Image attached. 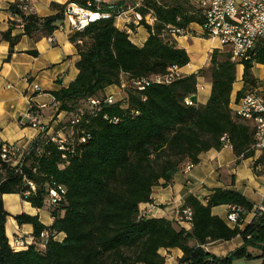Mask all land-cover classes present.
<instances>
[{
  "label": "trees",
  "instance_id": "trees-1",
  "mask_svg": "<svg viewBox=\"0 0 264 264\" xmlns=\"http://www.w3.org/2000/svg\"><path fill=\"white\" fill-rule=\"evenodd\" d=\"M123 1L114 4L124 5ZM188 2L194 3L145 0L139 10L143 14L151 11L155 19L152 24L140 21L149 33L140 46L134 44L125 29L115 25V12L72 34L79 54L78 73L67 86L52 91L57 112L65 111L68 118L58 123L52 133L40 131L15 164L2 158L0 147V264H164L165 256L158 251L172 247L182 251L180 264H233L236 258L264 257V211L256 212L243 228L228 225L212 212L211 207L221 204L240 206L245 210L240 214L243 219L254 207L238 190L216 187L203 199L188 195L179 210L191 208L190 229L177 227L174 219L140 214L139 205L151 202L154 185L170 184L186 162H199L201 152L221 149L228 143L236 162L255 155L250 123L230 107L237 63L230 60L226 49L213 48L210 54L207 69L211 91L203 104L194 97L203 68L181 74L169 83L151 82L144 89L130 84L132 78L164 74L171 65L182 67L189 62L187 50L166 29L169 24L185 27L200 22L199 8L195 13L188 11ZM23 5V1L13 0L8 7L21 18L22 34L39 38L58 28L64 5L46 16L28 11ZM14 26L11 21L0 35L9 43L4 60H9L21 36L12 34ZM253 63H264V47H256L255 54L242 62L243 86L237 98L248 86L255 85ZM122 81L126 83L123 96L108 102L105 88L120 86ZM186 97L193 98V103L187 104ZM90 98H99L100 102L92 105ZM80 111L83 115L74 124L71 138L63 125H68L72 115ZM58 131L67 138L64 149L59 147ZM261 154L253 167L262 161ZM29 181L35 184V190L25 195L30 189ZM58 185L64 191L49 203L50 189ZM4 193H18L32 206L49 210L53 217L50 225L42 223L37 214L13 215L19 225H32L35 242L40 241L41 232H47L42 248L35 242L21 249L9 245L4 231L9 215L2 203ZM61 232L64 236L58 239ZM237 235H241L243 243L224 256L203 248L208 242ZM190 239L195 244L190 245ZM253 247L260 252L253 251Z\"/></svg>",
  "mask_w": 264,
  "mask_h": 264
},
{
  "label": "crops",
  "instance_id": "crops-1",
  "mask_svg": "<svg viewBox=\"0 0 264 264\" xmlns=\"http://www.w3.org/2000/svg\"><path fill=\"white\" fill-rule=\"evenodd\" d=\"M12 1L0 0V35L8 28L11 21L15 23L12 34H21L14 48H12L13 52L9 60H4L9 52V43L1 39L0 36V140L14 144L21 150H26L39 134L37 127L21 123V120H26L24 114L29 109L30 103L45 104L43 108H39L38 112L40 121L48 123L49 132L54 131L58 121L68 118L65 111L57 112V104L54 101L52 91L67 86L76 77L78 73L76 61L79 59V54L75 43L71 40L72 33L67 29H55L52 33V42L47 39V35L33 38L22 34L21 18L12 14L8 8ZM67 1L69 0H31L32 10L39 16L51 15L56 13L59 6H63ZM109 1L119 2L120 0ZM130 1L125 0L122 3L127 5ZM115 25L122 29L126 25L123 17H116ZM192 28L196 30L195 34L176 37L178 45L184 47L190 57L186 65L179 67L181 74L196 72L208 64V58L203 61L201 52L192 49L193 43L190 39L204 38L199 34L200 30ZM130 30L129 38L139 46L145 42L149 35L147 29L141 24L132 25ZM205 39H207L206 50L223 49L217 39H211L212 41H208L210 40L208 38ZM29 50H36L37 53L32 54ZM256 65L260 64L256 63ZM242 73L243 64L239 63L229 95L231 108L234 99L237 98V91L243 86ZM25 75L30 76L32 81L40 86L39 91L28 86L23 79ZM253 76L258 77L256 74ZM256 88L260 91L264 90L261 86H256ZM210 91V76H198L195 101L205 103ZM105 93L112 94L116 99L123 96V90L118 85L106 87ZM259 153L261 154L257 151L254 156L236 162V156L228 143L224 144L221 149L210 148L201 152L199 162L192 165L188 171H185L183 166L175 173L170 184L168 183L167 186L154 185L150 196L151 202H143L139 208L145 217L174 219L177 221V227L190 229V222H183L178 219L179 209L190 194L203 199L216 187L235 189L248 198L253 207H256L264 201L262 200L264 198V161L253 167L254 160L260 156ZM2 199L5 209L9 212V215L6 216L4 230L9 241L14 235L28 239L33 237L32 225L28 223L19 225L13 217L15 214L21 212L37 214L40 221L45 225H50L53 221L49 210L32 206L18 193H4ZM211 209L214 214H218L225 220L226 204L217 205ZM253 216L251 212L246 213L239 224L240 227L243 228ZM225 222L232 226L226 220ZM63 236L64 234L61 232L57 238L61 239ZM242 243L241 235H237L228 240L208 242L203 245V248L214 255L224 256L241 246ZM189 244H195V240L190 239ZM35 245L38 248L43 247L40 241L35 242ZM252 250L259 253L258 248L253 247ZM158 252L165 256L164 264H175L179 262V257L182 255V251L178 247L160 248Z\"/></svg>",
  "mask_w": 264,
  "mask_h": 264
},
{
  "label": "built area",
  "instance_id": "built-area-1",
  "mask_svg": "<svg viewBox=\"0 0 264 264\" xmlns=\"http://www.w3.org/2000/svg\"><path fill=\"white\" fill-rule=\"evenodd\" d=\"M23 1L24 9L31 11L33 8L31 0ZM145 0H131L127 5H115L114 2L109 0H93V3L88 1L87 5H81L74 1H67L64 4L63 15L57 29H67L70 33L74 34L77 31H82L90 23L107 18L115 12L116 17H123L124 29L130 32L132 25H137L142 19L147 23L152 24L155 17L152 12L149 11L143 14L139 8L143 6ZM199 8L200 22L197 24L200 30V35L208 39H217L223 49H226L229 53L230 60L239 64L249 59L256 52V47H264V0H191ZM192 23V22H191ZM190 23V24H191ZM188 24L185 27L179 25L169 24L167 25L168 33L176 38L178 36L195 34L196 30ZM123 29V28H122ZM47 39L52 42V34L47 35ZM78 43L81 39L77 40ZM181 72L177 65H171L166 73L157 74L151 77L132 78L131 85L137 86L138 89H144L151 82L169 83L173 79L179 77ZM33 90L39 91L40 86L33 82L31 77L25 75L23 77ZM126 83L121 82L120 88H124ZM105 99L108 102H112L116 98L112 94H107ZM90 104L96 105L100 102L99 98H90ZM185 102L187 104L193 103V98L186 97ZM45 104L36 105L30 103L29 109L25 112L24 116L26 120H21L22 124H30L37 127L40 131L46 130L49 132L48 123H42L39 118V108H43ZM232 111L243 121L250 123L253 130V147L261 153H264V92L257 88L247 89L239 98L234 99L232 105ZM83 115V111L72 115L69 119V124H64L69 130L71 138L75 134L74 124L78 123ZM64 121V120H63ZM58 121V123L63 122ZM65 122V121H64ZM63 122V123H64ZM59 147L64 149V141L67 139L62 131H58ZM223 136L222 138L224 139ZM80 140L83 142L85 137L82 135ZM1 156L4 159L12 160V163H17L23 156L25 150H21L16 145L7 143L0 140ZM192 167L190 162H186L184 170L188 171ZM30 189L25 191V195L30 193V190H35V184L31 181L28 182ZM61 185L57 188L50 189V195L48 198L49 203H54L60 198V193L64 191ZM264 200V198H262ZM245 211L243 207L228 204L225 220L233 225L240 224V214ZM264 211V201L254 207L251 211L253 215L256 212ZM140 214L145 216L140 209ZM178 219L180 221L191 222L192 210L190 207H184L179 210ZM47 238V232L40 233V243L44 246ZM34 237L28 239L23 236L14 235L9 241L14 249H21L27 247L33 243ZM175 264H180L179 262Z\"/></svg>",
  "mask_w": 264,
  "mask_h": 264
},
{
  "label": "rangeland",
  "instance_id": "rangeland-1",
  "mask_svg": "<svg viewBox=\"0 0 264 264\" xmlns=\"http://www.w3.org/2000/svg\"><path fill=\"white\" fill-rule=\"evenodd\" d=\"M185 6L188 8V11L191 10V11H193V13H195V11L197 10V6L195 3L188 2V3H185ZM197 24H198L197 22H192L190 25L199 30ZM123 29H124V27H123ZM190 40H191V43H193L192 49L193 50H199L201 52L202 60L205 61L208 58L207 59L208 64L206 66H203V69H204L203 76H210L209 72H208L209 69H207V68L210 66V57H211L210 54L212 53L213 48L211 50L205 49V43L207 42V39H205V37L201 38V39H190ZM208 41H212V40L210 39ZM205 51H206V53H205ZM262 64H264V63H262ZM251 67H253V68H251L252 74L254 73L258 77L255 80L256 81L255 85L248 86V89H254V88H256V86H261L262 88H264V65L260 66V65H256V63H253V66H251ZM237 69H238V64L236 65V72H237ZM262 92H264V90H262ZM254 151L256 153L258 150L255 149ZM261 156H262V161H264V154H261ZM262 161H260V162H262ZM261 261H264V257H260V256L252 257V258L241 257V258H236L234 260V262H232V263L233 264H261L262 263Z\"/></svg>",
  "mask_w": 264,
  "mask_h": 264
}]
</instances>
